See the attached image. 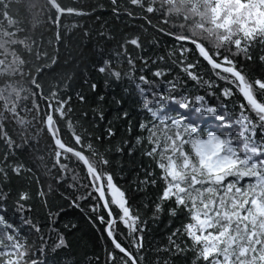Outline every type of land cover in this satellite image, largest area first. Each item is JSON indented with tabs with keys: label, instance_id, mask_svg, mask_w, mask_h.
<instances>
[{
	"label": "snow or ice",
	"instance_id": "snow-or-ice-1",
	"mask_svg": "<svg viewBox=\"0 0 264 264\" xmlns=\"http://www.w3.org/2000/svg\"><path fill=\"white\" fill-rule=\"evenodd\" d=\"M110 2L112 13L119 16L117 0ZM127 3L146 14L142 18L149 26L177 42L178 49L169 52V59L180 73L208 89L206 95L219 92L218 101L221 97L225 101L234 97L240 100L239 115L233 120L220 114L221 105L208 103L204 95H181L178 85L181 89L185 85H180L178 76H172L174 68L163 56L155 60L137 57L142 67L136 76L135 60L128 45L141 48L139 37L125 39L119 51L113 50L108 57L102 48L99 50L95 71L107 77L106 84L124 78L138 80L143 107L152 117L150 125L139 124L141 135L134 142L121 140L107 152L119 155L127 146L131 155L136 146H143V155L159 170L160 190L152 203V219L165 212L170 218L181 212L186 215V222L167 237V245L157 249L155 264H172L175 258L186 257L188 252L193 254L192 264H264V137L259 143L256 140L257 130L264 132V75L253 77L244 67L252 63L264 67V0H127ZM87 14L83 9L62 6L59 0H0V264H38L32 258L35 244L21 237V229L13 217H19L21 224L37 233L39 251L45 249L39 224L26 215L31 212L28 202L33 194L22 188L14 193L11 187L13 178L33 179L30 164L37 169L42 167L46 173L56 169L57 184L71 173L69 189L90 188L88 196L100 203L89 207L111 243L112 250L107 256L112 264H143V237L136 234L144 231L141 226L144 221L130 207L126 193L114 184L106 154L91 142L101 138L90 136L87 129L77 131L81 125L72 119L71 97L66 95L71 77L49 84L46 95L40 79L44 73L53 71L58 62L62 16ZM125 14L132 15L127 9ZM149 15L160 17L159 26L152 25ZM45 24L56 29L52 39L45 40L43 33L37 35V28ZM257 48L259 54L254 55ZM177 50L179 60L171 59ZM186 54L194 55L195 60L189 61ZM125 60L127 70L122 68ZM201 61L210 66L225 86L204 80L196 72ZM145 71L152 79L144 75ZM84 82L88 83L87 78ZM89 87L93 92L97 90L95 83ZM38 99L45 103L43 114ZM77 99L86 102L83 94L77 93ZM103 100V95H99L97 106L92 109L101 120L104 112L99 105ZM167 105H177L186 111L175 116L162 114ZM87 115L82 113V118ZM127 117L128 113L122 112L116 119ZM204 118L216 121L217 127L205 132ZM61 127L70 133L72 144L61 137ZM131 131L129 125L128 132ZM42 132L47 133L54 146L47 159L43 154L31 155L32 145L39 143ZM105 134L108 138L115 136L111 122ZM85 138L88 143H84ZM26 153L29 163L23 158ZM49 162L52 168L48 167ZM71 163L77 167L70 168ZM79 171L84 172L87 185L79 183ZM154 175L152 171L146 172L139 184L155 187ZM35 184V196L48 208L51 185L46 192L40 186L39 176H35ZM63 198L78 208V201L87 197L72 193ZM98 208L106 212V220L96 215ZM59 215V211L48 210L50 221ZM117 224L129 233L135 253L118 239L121 233L116 230ZM66 246L64 235L58 234L51 250L55 253Z\"/></svg>",
	"mask_w": 264,
	"mask_h": 264
},
{
	"label": "trees",
	"instance_id": "trees-1",
	"mask_svg": "<svg viewBox=\"0 0 264 264\" xmlns=\"http://www.w3.org/2000/svg\"><path fill=\"white\" fill-rule=\"evenodd\" d=\"M40 2H43V0H40ZM59 2L62 6L83 9L88 14L84 16H62L59 28L61 40L58 62L53 71L44 73L40 78L45 88V95L48 92L49 84L71 77L66 89V95L71 97V117L81 125V128H78L77 131L87 129V133L90 136H99L101 138L100 141L93 139L91 142L94 147L106 154L110 161L108 171L113 175L114 184L126 193L130 207L134 212L138 211L142 221H144L141 225L144 231L136 234L143 237V249L141 252L143 264H155L158 256L157 249L167 245V237L172 231L186 222V215L181 212L177 217L170 218L165 212L158 219H152V203L160 190L159 170L156 169L151 159L143 155V146H136L131 155H129L127 146L124 147V151L119 155L115 152H107L108 148L120 143L121 140H128L130 143L134 142L135 137L141 135L139 124L144 122L150 125L152 117L143 107L144 101L137 88L138 80L130 81L124 78L119 82L109 80L106 84L105 80L107 77L95 71V66L100 58L99 50L102 48L105 56L108 57L111 56L113 50L119 51V45L125 39H130L134 36L139 37L141 48L136 49L128 45V52L135 60L136 76L140 75L139 69L142 67L137 57H149L155 60L157 57L163 56L169 66L174 68L172 76H178L180 85H185L183 89L178 85V91L181 95L188 94L192 97L204 95L208 103L221 105L219 108L220 114L231 116L233 120L239 115L237 107L240 103L239 97L229 98L227 101L221 97L218 101L219 92L212 96L206 95L208 89L196 85L185 74L180 73L178 68L171 65V60L169 59V52L173 51V49H178L177 42L171 37L157 32L154 27L149 26L146 20L142 18L146 14L141 9L130 6L127 0H117V4L120 6L119 16L112 13L110 0H59ZM125 9L131 12L132 15L125 14ZM12 11H15L14 7ZM148 19H151L152 25L159 26L160 17L149 15ZM36 31L37 35L43 33L44 39L49 40L53 38L56 29L51 25L45 24L43 28H37ZM85 32L88 33L87 36L84 35ZM101 33H103V36H101ZM256 54H259L258 48L254 52V55ZM186 58L189 61L195 60V56L192 54H186ZM171 59L179 60L178 50ZM244 67L250 71L253 77L264 75V67H261L258 63L245 64ZM122 68L127 70L126 60ZM196 72L204 80L211 79L221 87L225 86L223 81L216 78L210 66H207L203 61L199 63ZM144 75L152 79L149 72L145 71ZM172 76H169L168 79H172ZM85 78H87L88 83L84 82ZM91 83L97 85L95 92L89 87ZM161 90H163V85H161ZM77 93L85 95V103L78 101ZM99 95L104 97L103 102L99 105L104 112L103 120L92 112V109L97 106L96 101ZM145 95L150 98L149 93ZM117 100L120 101L119 104L115 103ZM37 102L40 104L41 114H43L46 110L45 103L39 101V99ZM225 105L226 107H224ZM30 106L31 104L29 103ZM166 109V112L162 114L169 116H175L178 113L184 114L186 111L179 109L177 105H167ZM84 112L88 114L86 119L82 118V113ZM122 112H127L128 117L126 119H116L117 115ZM110 122L115 136L108 138L106 137L105 129ZM129 125L132 128L131 133L128 132ZM216 127V121L204 118L203 129L205 132ZM60 135L67 143H73L70 133L63 127H61ZM262 137H264V132L258 129L256 134L258 143L261 142ZM88 142L89 140L85 138L84 143ZM52 147L54 146L47 133L42 132L39 137V143L34 142L32 145L33 151L31 155L43 154L47 159ZM23 158L26 163H29L27 153L24 154ZM30 166L35 174L33 179L13 178L11 187L14 193L17 189L22 188L33 194V199L28 202L31 206V212L26 213V215H30L33 221L38 223L41 228L45 244L43 252L39 251V235L28 226L21 224L19 217L12 218L21 229V237L26 238L29 243L35 244L32 258L37 260L38 264H90V262L91 264H112V261L107 256V252L112 250L111 243L103 231L104 226L98 220H95L89 207L94 203H100L99 201H93L88 196L91 189L86 187H80L79 191L69 189L68 184L72 183L71 173L66 174L63 183L57 184L54 179L57 176V171L52 168L51 162L48 165L49 168H52L51 173H46L42 167L37 169L35 164H30ZM69 167L76 168L77 165L71 163ZM148 171L155 173L154 177H152L157 179L155 187L151 185L141 186L139 184V181L144 179ZM84 175L83 171H79V176L81 177L79 183L87 185L89 182L83 179ZM35 176L40 177V186L46 192L49 185L53 189L47 197L48 208H45L40 198L35 196L37 189ZM72 193L87 197L78 201V208L70 206L69 202L63 198V196ZM49 209L53 212L59 211L60 215L58 217L54 216L50 221L48 218ZM115 213L116 209L113 207L114 216ZM96 215H102L105 220L107 219V214L102 208L97 209ZM72 225H75V227L73 228ZM116 230L121 233L118 239L124 246L129 247L135 253L137 250L131 247L128 238L129 233L124 226L117 224ZM58 234L64 235L67 246L58 249L54 253L51 247ZM160 255L162 256L163 254ZM193 259L192 252H188L186 257L175 258L172 264H192ZM118 260L119 254H117Z\"/></svg>",
	"mask_w": 264,
	"mask_h": 264
}]
</instances>
